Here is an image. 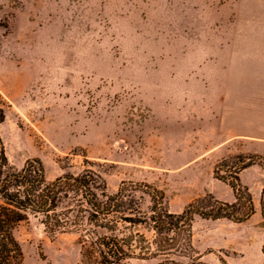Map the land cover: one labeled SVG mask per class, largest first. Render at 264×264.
I'll return each instance as SVG.
<instances>
[{"label":"rangeland","instance_id":"374dc122","mask_svg":"<svg viewBox=\"0 0 264 264\" xmlns=\"http://www.w3.org/2000/svg\"><path fill=\"white\" fill-rule=\"evenodd\" d=\"M243 88L264 89V0H0L4 153L16 168L40 159L47 181L92 169L108 193L123 181L158 188L174 213L201 197L231 203L214 169L228 159L221 175H231L236 156H254L225 127ZM254 165L238 178L255 214L195 216V253L177 264L263 263ZM16 236L22 264H82L73 234L49 238L32 224Z\"/></svg>","mask_w":264,"mask_h":264},{"label":"trees","instance_id":"16d2710c","mask_svg":"<svg viewBox=\"0 0 264 264\" xmlns=\"http://www.w3.org/2000/svg\"><path fill=\"white\" fill-rule=\"evenodd\" d=\"M2 109L0 123L4 121ZM4 150L0 137V264L23 263L16 233L32 224L49 238L75 235L82 264H124L132 259L177 264L174 257L190 258L195 253L191 244L195 216L241 223L255 214L252 195L238 174L256 163L264 171V156H236L235 171L221 175L228 166L224 159L215 166L214 174L227 182L234 201L201 197L174 213L168 209L164 193L145 182L123 181L115 193H108L104 178L92 169L77 174L65 171L47 181L40 159H29L16 168L9 164ZM260 204L264 219V189ZM261 252L264 256V243Z\"/></svg>","mask_w":264,"mask_h":264},{"label":"crops","instance_id":"0c3cea01","mask_svg":"<svg viewBox=\"0 0 264 264\" xmlns=\"http://www.w3.org/2000/svg\"><path fill=\"white\" fill-rule=\"evenodd\" d=\"M257 73L261 75L262 71ZM227 102L225 127L232 133V139L239 142L240 151L264 156V89L243 88L236 95V108L229 109Z\"/></svg>","mask_w":264,"mask_h":264}]
</instances>
